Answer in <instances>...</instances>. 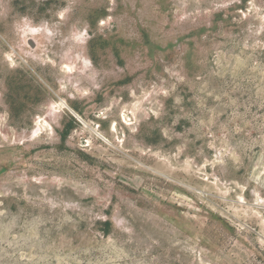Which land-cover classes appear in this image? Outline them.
Instances as JSON below:
<instances>
[{
    "label": "rangeland",
    "instance_id": "1",
    "mask_svg": "<svg viewBox=\"0 0 264 264\" xmlns=\"http://www.w3.org/2000/svg\"><path fill=\"white\" fill-rule=\"evenodd\" d=\"M0 264H264V0H0Z\"/></svg>",
    "mask_w": 264,
    "mask_h": 264
}]
</instances>
